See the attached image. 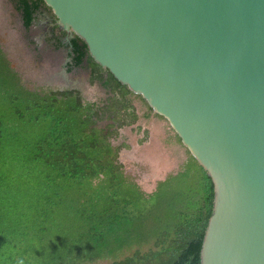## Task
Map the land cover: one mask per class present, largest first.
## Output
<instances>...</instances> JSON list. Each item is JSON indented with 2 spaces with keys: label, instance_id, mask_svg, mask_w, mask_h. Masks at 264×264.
Instances as JSON below:
<instances>
[{
  "label": "trees",
  "instance_id": "16d2710c",
  "mask_svg": "<svg viewBox=\"0 0 264 264\" xmlns=\"http://www.w3.org/2000/svg\"><path fill=\"white\" fill-rule=\"evenodd\" d=\"M11 1L26 29L53 13L45 0ZM57 46L71 49L68 70L87 64L107 97L30 88L0 47V264H201L213 177L186 148L178 171L144 189L115 141L139 122L136 99L153 108L79 36Z\"/></svg>",
  "mask_w": 264,
  "mask_h": 264
},
{
  "label": "water",
  "instance_id": "95a60500",
  "mask_svg": "<svg viewBox=\"0 0 264 264\" xmlns=\"http://www.w3.org/2000/svg\"><path fill=\"white\" fill-rule=\"evenodd\" d=\"M45 2L213 177L201 264H264V0Z\"/></svg>",
  "mask_w": 264,
  "mask_h": 264
},
{
  "label": "rangeland",
  "instance_id": "374dc122",
  "mask_svg": "<svg viewBox=\"0 0 264 264\" xmlns=\"http://www.w3.org/2000/svg\"><path fill=\"white\" fill-rule=\"evenodd\" d=\"M72 36L74 32L63 29L54 12L49 11L38 15L31 28L26 29L13 2L0 0V47L24 82L32 88H76L90 101L106 98L103 85L91 82L87 64L68 70L71 49L57 46V41L62 39L68 44ZM138 104L139 122L122 129L115 143L123 146L120 160L126 169L139 179L144 189L151 191L157 181L181 168L187 151L176 141V132L166 119L144 117L146 106L140 99Z\"/></svg>",
  "mask_w": 264,
  "mask_h": 264
},
{
  "label": "crops",
  "instance_id": "0c3cea01",
  "mask_svg": "<svg viewBox=\"0 0 264 264\" xmlns=\"http://www.w3.org/2000/svg\"><path fill=\"white\" fill-rule=\"evenodd\" d=\"M71 89H73V88H71ZM74 89H76V88H74ZM141 100V99H140ZM136 106H137V108L139 107V104H138V99H136ZM138 112H139V114H140V109H138ZM150 114V117L149 118H151L152 120H155V119H161V118H159V117H157L155 114H152V113H150V111L148 110V108L146 107L145 108V111H143L142 112V114L144 115V117H145V114ZM141 117V116H140Z\"/></svg>",
  "mask_w": 264,
  "mask_h": 264
},
{
  "label": "flooded vegetation",
  "instance_id": "af4514ba",
  "mask_svg": "<svg viewBox=\"0 0 264 264\" xmlns=\"http://www.w3.org/2000/svg\"><path fill=\"white\" fill-rule=\"evenodd\" d=\"M72 37H74V36H72ZM72 37H70V39H71ZM70 39H69V42H70ZM69 42H68V43H69ZM83 95H84V94H83ZM84 97H85V95H84Z\"/></svg>",
  "mask_w": 264,
  "mask_h": 264
},
{
  "label": "clouds",
  "instance_id": "9594fccd",
  "mask_svg": "<svg viewBox=\"0 0 264 264\" xmlns=\"http://www.w3.org/2000/svg\"><path fill=\"white\" fill-rule=\"evenodd\" d=\"M19 264H23V261H20Z\"/></svg>",
  "mask_w": 264,
  "mask_h": 264
}]
</instances>
